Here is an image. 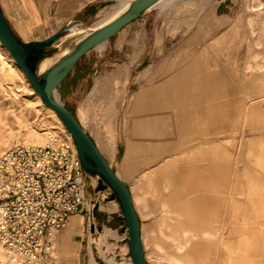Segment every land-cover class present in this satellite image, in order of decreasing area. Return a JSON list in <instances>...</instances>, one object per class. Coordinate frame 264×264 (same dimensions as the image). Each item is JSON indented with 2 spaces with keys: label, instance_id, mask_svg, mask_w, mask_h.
I'll return each instance as SVG.
<instances>
[{
  "label": "rangeland",
  "instance_id": "rangeland-1",
  "mask_svg": "<svg viewBox=\"0 0 264 264\" xmlns=\"http://www.w3.org/2000/svg\"><path fill=\"white\" fill-rule=\"evenodd\" d=\"M117 2L101 8L89 24L70 23L67 29L82 31H63L54 46H73L100 19L101 11ZM220 3L227 5L220 9ZM23 37L36 38L24 32ZM195 58H208L221 75L210 86L208 112L204 104L195 106L205 130L200 138L210 140L196 152L195 162L208 169L184 179L176 175L181 162L170 156L172 146L185 137L183 119L174 117L176 124H184L181 130L160 122L146 140L145 162L144 154H137L141 146L133 104L152 86L137 79L146 67L154 76L185 67ZM57 93L81 122L80 108L85 107L89 122L84 127L99 149L111 147L115 129L116 158L100 151L117 173L123 153L132 149L134 170L121 178L132 190L149 264H264V102L248 119L242 110L247 98L264 94V0H179L152 8L105 47L85 54ZM62 129L66 127L58 114L44 103L0 40V154L17 140L43 143L48 133ZM155 153L158 160L152 158ZM164 158H170L168 163ZM150 164L156 171L145 173ZM87 175L90 209L82 213L87 219L78 215L75 233L57 240V264H92L93 257L107 264L111 253L118 264H133L126 222L112 228L115 234L105 243L99 238L110 226L95 212H123L104 178ZM216 182L223 185L220 190Z\"/></svg>",
  "mask_w": 264,
  "mask_h": 264
},
{
  "label": "crops",
  "instance_id": "crops-1",
  "mask_svg": "<svg viewBox=\"0 0 264 264\" xmlns=\"http://www.w3.org/2000/svg\"><path fill=\"white\" fill-rule=\"evenodd\" d=\"M114 1L118 0H0V5L16 34L25 41L33 42L34 40L41 41L58 30L68 28L70 23L81 26L89 24L101 8L110 5ZM161 4L158 6H161ZM226 5L220 3L218 7L221 9ZM106 11L107 9L101 11L99 18ZM23 32L29 37L33 35L36 38L25 39ZM139 53H143V51ZM149 70L150 68L146 67L138 75L137 79L144 83H150L152 86L142 90L133 104L135 114L133 121L140 136L141 146L137 154H144L143 160L145 162L148 161L145 158V155L149 154L146 140L149 136L155 135L160 122L163 121L169 128L175 129L178 127L179 130L186 126L185 137L180 143L172 146L170 153L171 158L177 157L181 162L176 167V175L180 178L185 179L186 177L188 179V177L197 172L204 174L208 168L195 162V154L200 148L207 146L210 140L200 138V134L204 133L205 130L198 122L195 106L199 103L204 104L203 107L208 112L210 86L220 78L221 69L218 72L212 70L208 58L204 62L195 58L185 67H171L154 76L149 74ZM157 79L162 81L155 84ZM261 102H264V94H259L254 98H247V102L242 109L244 117L248 119L260 107L259 104ZM175 116L182 118L185 126L182 122H180V125L179 123L176 124ZM115 139L114 129L113 141ZM115 143L114 141L111 147L99 146L102 152H105L109 157L116 158L117 146ZM174 154L176 155L174 156ZM152 158L153 160H158V155L155 153ZM169 159L164 158L163 163H168ZM135 163L134 153L128 147L120 159L118 175L122 177V175L131 173L134 170ZM155 164L146 166L144 169L145 173H154L156 167H152ZM147 169L149 170L146 171ZM216 186L219 187L218 190L223 187L220 182H216ZM196 188L198 189V187ZM78 215L83 216L84 220L87 219L84 214H73L69 219L68 225L57 233V240L62 241L75 233L78 222L81 220ZM95 215L101 223H107L110 226L101 231L104 232L102 235L104 243L107 241L108 235L115 234L112 228L117 229L121 226V223L123 224V221L126 222L123 215L117 214L114 210L102 209V212H95ZM93 218L94 220L96 219L95 216ZM88 223L91 224L92 221L90 222L89 220ZM109 257H113L111 264H118L114 253H111Z\"/></svg>",
  "mask_w": 264,
  "mask_h": 264
},
{
  "label": "built area",
  "instance_id": "built-area-1",
  "mask_svg": "<svg viewBox=\"0 0 264 264\" xmlns=\"http://www.w3.org/2000/svg\"><path fill=\"white\" fill-rule=\"evenodd\" d=\"M87 172L67 129L0 156V264H57V233L89 211Z\"/></svg>",
  "mask_w": 264,
  "mask_h": 264
},
{
  "label": "water",
  "instance_id": "water-1",
  "mask_svg": "<svg viewBox=\"0 0 264 264\" xmlns=\"http://www.w3.org/2000/svg\"><path fill=\"white\" fill-rule=\"evenodd\" d=\"M161 0H131L128 8L113 21L91 30L74 44L71 52L63 56L43 73H38L37 64L57 48L54 43L67 28L58 30L41 41H25L13 30L0 5V40L11 52L20 68L27 75L33 88L41 95L44 103L54 109L71 134L84 169L89 174L102 176L112 188V198H117L129 230V251L133 264H149L142 236L140 215L134 204L130 185L125 182L108 162L98 145L86 130L81 120L55 92L71 73L80 59L101 43L109 41L127 25L140 18ZM95 227V224H92Z\"/></svg>",
  "mask_w": 264,
  "mask_h": 264
},
{
  "label": "bare ground",
  "instance_id": "bare-ground-1",
  "mask_svg": "<svg viewBox=\"0 0 264 264\" xmlns=\"http://www.w3.org/2000/svg\"><path fill=\"white\" fill-rule=\"evenodd\" d=\"M131 0H118V4H116L115 6H113L112 8H110L108 11L104 12V14L100 17V19L96 22V24L94 26L91 27V30L97 29L101 26H104L105 24H108L109 22L113 21L115 18H117L119 15H121L129 6V2ZM179 0H161L159 3H157L154 7L158 6L159 4H161V6H165L169 5V4H173L175 2H178ZM152 7V8H154ZM151 8V9H152ZM86 29V28H85ZM90 30V31H91ZM69 35H73L76 34L78 32H81L82 30L76 26L71 27L69 30ZM89 31V32H90ZM88 32V33H89ZM87 34V33H86ZM85 34L83 36H81L79 38V40L84 37ZM72 41V40H71ZM77 42V41H76ZM60 43V42H59ZM76 44V43H75ZM106 42L101 43L100 45L97 46V48H103L105 47ZM74 46V45H73ZM72 45H64V44H58L56 45L57 48V52L52 54V55H45L43 56L38 64H37V71L38 73H43L45 72L48 68H50L53 64H55L56 62H58L63 56H65L66 54H68L69 52H71V50L73 49ZM58 93L57 91L55 92V97L60 99V97H58ZM84 105V104H83ZM54 110V109H53ZM55 111V110H54ZM56 112V111H55ZM80 113H81V118H82V122L84 123V126H86L89 122V115L87 113V110L85 109V107H81L80 108ZM60 118V117H59ZM97 118V117H96ZM100 122V121H99ZM98 122V123H99ZM112 124V123H111ZM112 128V127H111ZM113 130V129H112ZM112 130L108 129L107 131L112 133ZM105 131V130H104ZM114 131V130H113ZM105 133V132H104ZM114 133V132H113ZM49 133L45 136L44 142L43 143H31L25 140H17V142L21 141V142H25L27 144H36V145H44L47 142V138H48ZM107 138V137H106ZM105 141V140H104ZM115 141V140H114ZM113 141V142H114ZM112 142V141H111ZM110 142V144H111ZM113 144V143H112ZM116 144V143H115ZM10 148V147H9ZM8 149V148H7ZM5 151V150H4ZM114 152V151H113ZM2 154V153H1ZM0 154V156H1ZM97 178V177H96ZM111 192V191H110ZM104 234V232H101V236L99 238H103L102 235ZM97 238L96 241L99 239ZM95 241V240H94ZM93 241V242H94ZM94 248V246H92ZM94 250V249H93ZM107 264H111L113 261V257H108L106 258ZM92 264H100L98 261H96L94 259V257L92 258Z\"/></svg>",
  "mask_w": 264,
  "mask_h": 264
},
{
  "label": "trees",
  "instance_id": "trees-1",
  "mask_svg": "<svg viewBox=\"0 0 264 264\" xmlns=\"http://www.w3.org/2000/svg\"><path fill=\"white\" fill-rule=\"evenodd\" d=\"M68 106V105H67ZM69 107V106H68ZM70 108V107H69ZM70 110L74 113V111L70 108ZM75 114V113H74Z\"/></svg>",
  "mask_w": 264,
  "mask_h": 264
}]
</instances>
